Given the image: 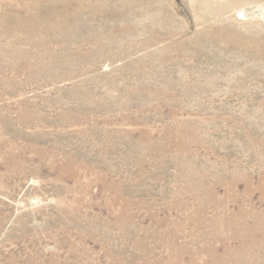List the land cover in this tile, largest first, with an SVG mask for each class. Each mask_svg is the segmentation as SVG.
Wrapping results in <instances>:
<instances>
[{
	"label": "rangeland",
	"instance_id": "374dc122",
	"mask_svg": "<svg viewBox=\"0 0 264 264\" xmlns=\"http://www.w3.org/2000/svg\"><path fill=\"white\" fill-rule=\"evenodd\" d=\"M0 264H264V0H0Z\"/></svg>",
	"mask_w": 264,
	"mask_h": 264
}]
</instances>
